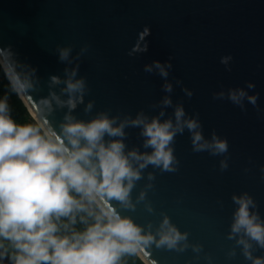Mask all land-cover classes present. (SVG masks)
I'll list each match as a JSON object with an SVG mask.
<instances>
[{
    "label": "clouds",
    "instance_id": "clouds-1",
    "mask_svg": "<svg viewBox=\"0 0 264 264\" xmlns=\"http://www.w3.org/2000/svg\"><path fill=\"white\" fill-rule=\"evenodd\" d=\"M150 32L146 26L139 33L140 47L135 44L129 55L148 50L145 38ZM73 48L72 44L57 45L58 60L65 65L63 75L50 74L47 94L39 95L45 81L38 68L22 60L12 44H0V78L6 82L0 95V261L126 264L128 257L155 247L176 253L191 249L195 259L203 254L208 264H214L204 245L191 241L190 232L182 231L167 212L160 214L158 224L140 223L132 213L141 204L149 214L155 213L147 193L154 187L156 173L147 170L178 171V135L189 133L195 153L222 156L221 171L229 167L228 139L216 131L205 136L199 113L190 114L182 100H173L174 83L168 78L171 58L144 66L145 72L163 80L165 94L151 106L158 112H94L95 100L86 101L87 78L79 74L81 58L90 45L84 44L75 55ZM232 59L231 55L221 57L228 71ZM255 87L254 81H248L246 86L221 88L213 98L227 99L242 110L247 102L259 111V93L250 91ZM182 91L189 99L194 95L186 86ZM12 96L30 101L39 119L20 122ZM80 105L88 118L76 112ZM58 112L63 113L59 120ZM129 129L139 130L141 145L128 146ZM146 172L147 182L133 197ZM231 200L235 207L226 239L232 245L226 258L240 256L246 264H264V215L258 201L248 191L233 193ZM151 264L158 262L153 259Z\"/></svg>",
    "mask_w": 264,
    "mask_h": 264
},
{
    "label": "water",
    "instance_id": "water-1",
    "mask_svg": "<svg viewBox=\"0 0 264 264\" xmlns=\"http://www.w3.org/2000/svg\"><path fill=\"white\" fill-rule=\"evenodd\" d=\"M146 26L151 31L145 38L148 50L129 55L135 44L139 49V33ZM0 44H12L22 60L38 68L45 81L39 95L47 94L50 74L63 75L57 45L72 44L75 55L89 44L79 73L89 84L86 101L95 100L94 112L111 109L112 114L158 112L151 106L165 94L163 80L144 66L171 58L173 100H182L188 113H199L205 136L216 131L228 139L229 167L220 170L222 156L193 152L185 131L175 142L178 171L147 170L156 173L147 193L155 213L141 204L132 214L140 223L158 224L160 214L167 212L182 231L190 232L191 241L204 245L214 264H246L240 256L226 258L232 245L226 234L235 207L233 193H251L264 215V0H0ZM225 55L233 57L231 71L220 62ZM248 81L256 84L250 91L259 93V111L247 102L242 110L227 99L213 98L221 88L246 86ZM185 86L194 92L190 99L182 91ZM23 101L38 120L31 102ZM83 108L76 112L88 118ZM62 115L58 112L57 120ZM128 131V146L141 145L139 130ZM146 177L147 172L133 197ZM195 255L191 249L176 253L155 247L139 254L146 264L153 259L158 264H208L203 254L199 260Z\"/></svg>",
    "mask_w": 264,
    "mask_h": 264
},
{
    "label": "trees",
    "instance_id": "trees-1",
    "mask_svg": "<svg viewBox=\"0 0 264 264\" xmlns=\"http://www.w3.org/2000/svg\"><path fill=\"white\" fill-rule=\"evenodd\" d=\"M6 82L0 78V95L3 94L4 88H5ZM11 104L14 109V115L20 122H32L34 121V117L31 115V113L28 110V107L23 102V100L17 98L16 96H12L11 98ZM0 264H2L0 262ZM126 264H146L143 259L137 255L128 257L126 260Z\"/></svg>",
    "mask_w": 264,
    "mask_h": 264
}]
</instances>
